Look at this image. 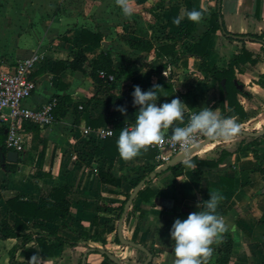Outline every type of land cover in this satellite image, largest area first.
<instances>
[{
	"label": "crops",
	"instance_id": "1",
	"mask_svg": "<svg viewBox=\"0 0 264 264\" xmlns=\"http://www.w3.org/2000/svg\"><path fill=\"white\" fill-rule=\"evenodd\" d=\"M69 3H78L80 9L69 7ZM127 3L131 14L122 11L119 0H0V70L11 69L18 60L36 52L42 61L32 73L36 88L27 104L39 107L56 96L69 98L65 116L52 126H35L34 131L24 124L25 150L17 153L16 162L7 161L8 151L3 152L0 144V228L6 222L14 229L15 215L6 205L10 198L33 202L45 210L51 190L65 186V199L70 204L68 215L59 222L22 217L27 229L16 231L18 237L0 239V264H8L13 252L15 261L22 264H79L87 249H101L99 242L106 248V241L116 243L117 226L111 228L113 218L118 222L122 202L138 179L157 164L150 148L128 161L119 153L98 155L107 139H117L121 128L134 122L138 106L132 103L133 85H139L141 90L159 85L154 89L158 104L179 97L188 107L185 119L178 125L202 106L212 107L222 116L230 111L222 99L225 79L215 82L203 69L201 59L185 53L205 34L209 38L203 57L209 67L226 68L242 46L254 60L234 68L236 100L244 113L233 116L240 125L239 134L231 141L209 139L197 147L185 159H191L195 168L184 160L180 175L168 169L146 182L141 190L148 188L154 194L147 200L135 197L124 218L122 233L152 254L150 264H174V242L169 235L173 221L200 210L198 202L216 193L222 197L217 212L228 227L223 238L213 244L206 264H216L212 259L217 255L226 264H264V43L225 37V32L262 34L264 0ZM216 6L222 27L211 32L210 17ZM172 7L178 8L176 29L167 25ZM192 10L201 16L199 20L192 19L193 29L186 32L187 13ZM82 29L103 35L99 48L81 46ZM138 39L149 42L151 48L136 47ZM78 49L88 60L102 50L111 51L114 94L128 106L118 121L88 123V119L96 121L99 116H107L110 108L100 86L67 65ZM164 49L172 54L163 53ZM58 61L65 62L66 67L56 73ZM85 128H109L114 134L91 140L83 135ZM256 138L257 144L252 146ZM250 145L259 157L253 156ZM100 172L111 182L101 181ZM41 227L76 245L52 241L55 249L50 257L40 255L34 239L21 247L22 235L34 238L44 234ZM94 250L87 254L86 262L100 264L104 255ZM133 250L146 255L133 248L125 254L131 255Z\"/></svg>",
	"mask_w": 264,
	"mask_h": 264
},
{
	"label": "trees",
	"instance_id": "2",
	"mask_svg": "<svg viewBox=\"0 0 264 264\" xmlns=\"http://www.w3.org/2000/svg\"><path fill=\"white\" fill-rule=\"evenodd\" d=\"M177 13L178 8L172 7L170 10V15L167 21V25L170 28H178V22H177ZM220 17V13L218 11V6H216L215 14L210 17V31L214 32L217 29H220L222 26L219 23L218 18ZM193 29V20L189 17V21L186 25V32H189ZM225 37L228 40L233 39H241L242 42L244 41H259L264 43V32L260 35L256 34H228L225 32ZM209 34L203 35L199 42L196 43L192 49H186L185 53L188 55H192L196 58H199L202 60V66L203 69L209 73L212 79H214L215 82L220 83L222 79H225L224 82V93H223V100L227 102V107L230 108V111L226 114L227 116L233 117L236 114H239L240 116H244V113L242 111V108L240 104L236 100V94L238 93L237 88L234 85V68L238 67L239 65H242L246 62L254 63V60L251 58V54L246 50L244 46H242L232 57L230 60L228 66L226 68H216V67H209L204 62V53L205 49L207 47ZM103 39V35L101 33H92L87 29H82L79 34V43L81 46H90L91 48H99L101 45V41ZM144 40L138 39L136 47L140 49H150L151 44L149 42L144 43ZM172 50V48H171ZM171 50H165L163 53L165 54H172ZM65 62L58 61L55 63L56 73H59L60 71H63L65 69ZM69 68L72 71H79L82 72L84 75L89 76L96 84L100 86V91L106 96L107 106L110 108V112L107 116H99L96 121H91L88 119V123L90 125L93 124H104L106 121H110L111 123H114L121 119L125 113L128 110V106L125 103L124 100H120L115 94L112 86V82H108L107 78L103 79L100 77V73H103L105 77L112 75L114 76V71L112 68V59H111V51L109 50H102L100 51L96 57L92 60H88L86 57L84 51L82 49H78L75 53V56L73 60H71L68 64ZM32 78V76H31ZM186 98V97H185ZM56 105L53 109V116L55 120L60 119L61 117H64L67 112V104L69 103V98L67 96H56ZM117 106H124L126 108L125 113H121ZM27 129H32L36 131V127L32 126L31 124H26ZM6 138L5 130L3 127H0V144L2 146V151L6 152V149L4 148V140ZM116 138H109L105 141V144L103 146V149L98 150V155H117V145H116ZM257 144V138L252 142V146H255ZM251 145L249 146L250 151L252 152L254 157L257 156L256 150L251 149ZM13 166V164H12ZM154 168L150 171L152 172ZM171 173L175 176H178L182 173V164H177L171 168H169ZM147 174L140 177L137 181H141L143 178L149 175ZM100 180L108 183L111 182L109 179H106L104 177L103 173H99ZM115 182V181H113ZM116 183V182H115ZM136 183V184H137ZM135 184V185H136ZM68 193L67 187L63 186L61 188H53L49 194L48 197V206L45 210H42L38 208V206L29 201H23L20 200L18 197L10 198L6 201V205L8 209L15 215V225L14 229H10L6 222L2 224V227L0 228V239H8V238H14L18 237V234L16 231H22L24 229H27V225L22 221V217H28L32 219H40L45 221H57L64 219L66 215H68L70 204L65 199L66 195ZM153 191L150 189L140 190L137 194L138 197L147 200L149 197L153 195ZM129 196V195H128ZM122 202L121 206L119 207V214L117 216V219H119L122 211L123 206L128 198ZM96 210H101L102 208L97 207ZM110 211V210H109ZM107 212V211H105ZM45 231L44 234H36L34 238L31 235H22L23 241L21 244V247H23L28 241H31L32 239L36 240L38 242V246L40 248V255L42 257H50L53 255L54 252V245L51 243L59 242V243H68L70 245H76L74 242H68L65 239L57 236L55 232H53L50 229L41 227ZM116 243L120 244L118 242V239L116 237ZM263 250H264V243H263ZM94 252H98V250H94ZM81 261H79V264ZM8 264H22L15 261L14 252L10 255V259ZM84 264H89L85 262ZM100 264H113L110 262L105 256L104 261Z\"/></svg>",
	"mask_w": 264,
	"mask_h": 264
},
{
	"label": "clouds",
	"instance_id": "3",
	"mask_svg": "<svg viewBox=\"0 0 264 264\" xmlns=\"http://www.w3.org/2000/svg\"><path fill=\"white\" fill-rule=\"evenodd\" d=\"M119 3L125 14H131L127 0H119ZM187 15L199 20L201 13L192 10ZM157 87L160 86L141 90L139 85H133L132 103L138 106V111L134 122L121 128L116 140L118 153L125 161L132 160L149 146L163 145L166 139L178 142L188 151L196 146L200 137L231 141L239 134L240 125L234 117L222 116L208 106L192 111L187 124L179 126L188 106L179 97L158 104L159 96L154 90ZM117 109L126 112L124 106H117ZM169 129L171 133L166 136ZM185 164L196 167L191 159L185 160ZM221 199L219 194H209L207 199L198 202L197 205H202L200 210L173 221L169 235L174 242V264H206L213 253L212 245L223 238L228 227L224 217L217 212Z\"/></svg>",
	"mask_w": 264,
	"mask_h": 264
},
{
	"label": "built area",
	"instance_id": "4",
	"mask_svg": "<svg viewBox=\"0 0 264 264\" xmlns=\"http://www.w3.org/2000/svg\"><path fill=\"white\" fill-rule=\"evenodd\" d=\"M41 61L42 57L34 52L30 56L18 60L11 69L0 70V125L5 130L4 146L8 152L18 154L24 152L26 137L23 126L25 123L39 128H48L55 123L53 109L56 105V99L52 98L39 107H31L27 104V100L36 88L31 76ZM100 77L107 78L110 83L114 81L112 75L105 77L103 73H100ZM187 122L188 119L179 126H184ZM82 133L91 140H103L114 134L113 130L109 128L97 130L85 128ZM208 140L207 137L198 138L196 146L188 149V151H194ZM148 148L155 152L156 168L169 161L173 156L187 152L183 145L170 139H166L163 145L149 146Z\"/></svg>",
	"mask_w": 264,
	"mask_h": 264
},
{
	"label": "water",
	"instance_id": "5",
	"mask_svg": "<svg viewBox=\"0 0 264 264\" xmlns=\"http://www.w3.org/2000/svg\"><path fill=\"white\" fill-rule=\"evenodd\" d=\"M191 154L190 151L184 152V153H179L175 156H173L169 161H167L166 163L160 165L159 167L155 168L152 172L149 173L148 176H146L145 178H143L141 181L138 182V184L134 187V189L132 190V192L130 193V195L128 196L124 206H123V211L120 215V218L117 222V229H116V236L118 239V242L122 245V246H126V247H130L133 249H137L139 251H142L144 254H146V260L142 263V264H150L152 261V254L142 245L133 242L129 239H126L123 237V233H122V227H123V221L124 218L126 216V214L129 212L130 206L133 202V200L135 199V197L137 196L138 192L141 190V188L144 186V184L146 182H148L150 179L156 177L158 174L168 170L169 168L182 163L187 157H189ZM7 161L8 162H16L18 155L16 152H8L7 153ZM94 249H87L81 258V263L80 264H84L86 262V258H87V254L92 251ZM100 254L104 255L110 262H112L113 264H123L121 262V260H119L116 256H114L113 254H111L110 252L106 251V250H98Z\"/></svg>",
	"mask_w": 264,
	"mask_h": 264
},
{
	"label": "rangeland",
	"instance_id": "6",
	"mask_svg": "<svg viewBox=\"0 0 264 264\" xmlns=\"http://www.w3.org/2000/svg\"><path fill=\"white\" fill-rule=\"evenodd\" d=\"M69 5H70L69 7H72L73 9H77V8L80 9L78 3L76 5L69 3ZM113 220H114V222L112 223L111 228L115 227V229H116L117 220H115V217L113 218ZM123 237L129 239L125 235H123ZM99 244H101V246H99L98 248L106 249L108 252H110L111 254L116 256L119 260H121V262L123 264H142L146 260V255L140 254L141 252L135 253L136 252L135 250L132 251L131 255H129V253L125 254V251L129 252L130 248L129 247L125 248V247H121V246L118 247V245L114 242V240L112 241V239L105 242V244H107V248L104 246L103 242H99ZM212 247H213V245H212ZM213 249H214V247H213ZM132 260H135V261L132 262ZM213 260H215L216 264H226L227 263V261L225 259L220 258L218 255L215 258H213L212 261ZM89 264H91V263H89Z\"/></svg>",
	"mask_w": 264,
	"mask_h": 264
}]
</instances>
